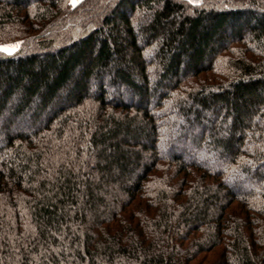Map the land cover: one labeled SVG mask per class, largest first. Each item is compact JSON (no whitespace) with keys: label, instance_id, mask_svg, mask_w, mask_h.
<instances>
[{"label":"trees","instance_id":"obj_1","mask_svg":"<svg viewBox=\"0 0 264 264\" xmlns=\"http://www.w3.org/2000/svg\"><path fill=\"white\" fill-rule=\"evenodd\" d=\"M0 264H264V0H0Z\"/></svg>","mask_w":264,"mask_h":264},{"label":"rangeland","instance_id":"obj_2","mask_svg":"<svg viewBox=\"0 0 264 264\" xmlns=\"http://www.w3.org/2000/svg\"><path fill=\"white\" fill-rule=\"evenodd\" d=\"M80 0H76V3L74 5H76L77 3H79ZM187 3H189V0H183ZM202 0H198V3L195 4H199ZM72 4V3H71ZM193 4V3H190ZM193 4V5H195ZM73 5V4H72ZM18 50V43H10V44H3L0 45V52L7 54V55H11L14 54L15 52H17Z\"/></svg>","mask_w":264,"mask_h":264},{"label":"snow or ice","instance_id":"obj_3","mask_svg":"<svg viewBox=\"0 0 264 264\" xmlns=\"http://www.w3.org/2000/svg\"><path fill=\"white\" fill-rule=\"evenodd\" d=\"M70 3H72L73 5L76 3V0H70ZM189 3H198V0H189Z\"/></svg>","mask_w":264,"mask_h":264}]
</instances>
